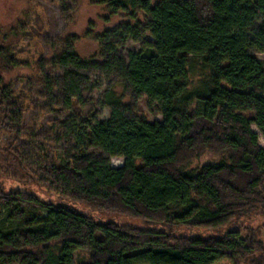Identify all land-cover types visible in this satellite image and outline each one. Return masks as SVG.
<instances>
[{"label": "trees", "instance_id": "16d2710c", "mask_svg": "<svg viewBox=\"0 0 264 264\" xmlns=\"http://www.w3.org/2000/svg\"><path fill=\"white\" fill-rule=\"evenodd\" d=\"M90 2L130 21L90 32L101 51L87 60L75 51L76 36L51 40L49 64L61 77L51 78L41 61L27 79L29 93L39 87L62 110H89L82 125L53 124L55 144H67L66 164L39 144L19 143L29 98L9 76L32 66L21 45L26 26L0 28V134L11 136L3 151L30 179L0 178V264H264L260 228L252 227L264 218V147L251 129L264 140V61L252 54H264V0ZM130 41L142 47L127 62L118 51ZM198 64L208 75L193 89ZM88 74L119 78L126 91L104 92L106 121L92 96L84 102L96 89ZM127 92L158 104L163 121L141 117L137 100L126 105ZM206 153L222 160L189 170ZM115 158L123 167L111 166ZM41 185L52 200L32 192ZM103 213L157 229L93 217Z\"/></svg>", "mask_w": 264, "mask_h": 264}, {"label": "rangeland", "instance_id": "374dc122", "mask_svg": "<svg viewBox=\"0 0 264 264\" xmlns=\"http://www.w3.org/2000/svg\"><path fill=\"white\" fill-rule=\"evenodd\" d=\"M64 7L58 4L55 0H0V28L10 29L18 24L23 26L21 45L24 48L23 58L30 61L32 66L29 68L19 69L9 76L11 82L16 83L17 88L23 87L26 90V98L23 100L26 109L24 115V124L26 127V136L22 139L20 144H39L44 149H47L49 157L56 164L67 163V144L63 143L60 146L55 144L54 135L52 134L53 124L56 121L70 120L78 125H82L84 120L87 119L88 108L84 107L81 111L79 107H74L72 111H64L57 106V102L51 103L43 95L41 89L38 87L35 92L29 93L27 87V79L35 77L36 69H39L38 63L46 61V73L51 78L61 77L62 73L52 64H49L55 54V49L52 50L48 43L51 40H58L62 38L67 39L70 36H76L75 51L83 60L90 59L100 53V45L89 35L104 33L106 30H112L122 23H127L130 20L127 15L121 13L115 17H110V13L104 6H96L91 4L90 0H62ZM109 21H107V19ZM149 40V35L147 36ZM142 47V43L130 41L127 45L120 48L118 54L129 62V55L133 52H138ZM252 54L257 58L264 61V54L253 51ZM32 67V68H31ZM37 67V68H36ZM92 83L95 86V91L90 95L85 92L83 95L85 104L89 105L90 96L94 98V106L96 114H98L100 121H106L110 117V110L107 109L102 101L104 92L110 86H116L118 94H123L125 91L121 85L119 78H107L99 74H88ZM208 72L205 71L201 65H195L191 74L192 88H199L206 80ZM26 87V88H25ZM133 100H137L138 108L136 112L143 118L151 123L162 122L163 117L160 113L158 104L152 102L147 97H134L130 92L126 93L124 103L126 105L132 104ZM85 114V115H83ZM251 129L254 133L260 136V144L264 147V140L256 126ZM11 136L1 133L0 134V178H4L11 182H22L26 180L30 182L29 178H25L22 174L18 164L11 163L3 148L5 143ZM19 146L13 147L16 151ZM222 160L221 155L206 153L200 159L195 160L189 167V170L200 169L207 164H217ZM11 164V166H10ZM124 165L122 159H113L111 166L113 168H121ZM34 185L33 183H30ZM32 192L38 194L42 199L52 200V195L48 191V185H41L39 187H31ZM85 211V209H82ZM95 219L101 218L105 222H118L120 224H130L142 229H157L155 225L149 224L142 220L133 219L116 214H105L93 216ZM252 227L260 228L261 239L264 241V218L259 217L252 223ZM161 228V227H159ZM181 234H194L198 231H185L178 229ZM202 232V233H201ZM202 235H212L209 232L201 231ZM196 233V234H197ZM199 233V234H200ZM77 261L87 258V254L82 252L76 255ZM257 263V262H256ZM255 263V264H256ZM216 264H235L229 260H223ZM240 264H249L243 263Z\"/></svg>", "mask_w": 264, "mask_h": 264}]
</instances>
